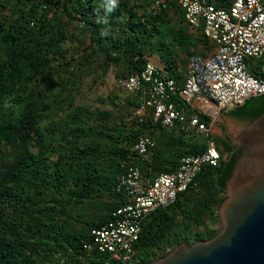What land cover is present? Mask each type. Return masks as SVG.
Segmentation results:
<instances>
[{
  "label": "trees",
  "instance_id": "16d2710c",
  "mask_svg": "<svg viewBox=\"0 0 264 264\" xmlns=\"http://www.w3.org/2000/svg\"><path fill=\"white\" fill-rule=\"evenodd\" d=\"M208 1L217 6H227L231 2V0ZM134 4L144 8L142 15L136 16L132 13ZM148 5V0H118V6L112 12L106 13L104 0H14L12 4L8 0H0V8L8 6L13 16L9 22L0 20V103L3 99L9 98L19 104L17 111L0 108V148L5 150L4 156L0 157V264H103L102 255L95 252L87 255L82 245L84 241L90 240V230L93 227L107 221L111 211L118 204L114 200H122V197L113 190L121 165H137L145 176L153 177L159 172L174 170L183 155L195 154L204 149L203 139L199 135H189L180 131L170 134L160 122L154 121L148 112L143 115L145 117L140 125L131 130L127 140L119 147L106 151L99 145L88 148L74 144L67 151L72 157L60 155L54 162L60 169L58 172L47 163L48 152L52 149L48 145L46 132L36 120L33 101L27 95L20 94L28 83L35 80L39 72L38 62L49 53L48 47H57L65 38L62 29L59 30L55 24L56 15L71 23L77 21L79 25L83 21L81 26L87 30L89 48L93 52L102 53L106 59L113 62L126 58L131 70L122 78L139 71L147 61L146 56L149 55L141 40L146 39L152 29H156L157 23L164 21L169 11L179 15L183 31L187 26L182 10L176 3L172 2L169 9L157 15L149 12ZM98 15L106 16L107 23L98 24L96 22ZM115 27H120V31L113 37L109 29ZM102 30L108 34L102 36ZM192 30L200 34L201 38L198 36L196 41L204 43V51H190L187 57L191 53L203 55L209 53L213 45L204 36L201 27ZM191 40L187 45H190V42L197 43ZM160 44L164 46L163 43ZM156 50L160 48L157 47ZM161 60L165 69L175 73L177 64L173 58L163 59L161 56ZM247 64L257 75H264V59L248 58ZM134 95L137 106L138 97L137 94ZM248 99L234 109L244 108ZM174 100L179 101L176 97ZM204 119L209 121L207 117ZM157 127H161L170 142L178 148L175 161L154 156L152 162L148 163L140 160L131 151V146L138 137L147 135L146 130ZM154 148L155 145L151 151ZM233 153L234 150L227 159L220 156L214 166L204 165L195 177L194 184L179 193L175 203L165 209L153 211L144 219L138 240L134 243L138 264L150 262L153 258L151 254L156 255L155 251L167 245L169 248L166 253L183 241L191 244L216 234L210 232L205 236L198 231L191 240L188 231L179 228L180 218L198 220L207 216L212 224L218 221L217 211L213 206L217 208L223 200L217 197V192L226 193L219 185L218 173L231 159ZM66 156L77 160L72 162L73 165L78 164L73 177L70 168L66 166L70 163L63 161ZM106 159L115 160L114 168L108 170L107 174L103 173L101 165V161ZM47 176L55 178L53 188L61 192L67 200L76 202L101 197V190L107 186L108 199L103 219L85 221V224L89 225L87 230L76 234L65 230L62 224L58 227L49 225L48 221H45L51 218L47 214L49 208L39 205L43 201L40 197V188L46 186ZM69 180L72 181L71 186L68 184ZM53 200L56 202V197H53ZM28 202L34 204L40 214L29 219L26 216L21 223L14 222V217L10 216L6 208L18 203L27 207ZM42 212L45 213L41 214ZM72 219L78 221L75 217ZM169 227L170 229L172 227V231H168ZM206 228V232H209V227Z\"/></svg>",
  "mask_w": 264,
  "mask_h": 264
},
{
  "label": "built area",
  "instance_id": "2783aa9c",
  "mask_svg": "<svg viewBox=\"0 0 264 264\" xmlns=\"http://www.w3.org/2000/svg\"><path fill=\"white\" fill-rule=\"evenodd\" d=\"M148 1L152 15L176 3L185 24L192 29L201 27L213 49L205 55H188L182 82L171 70L147 60L139 71L121 78L120 86L126 93L137 94L138 114L151 113L170 134L180 131L199 135L204 149L183 155L174 170L153 177L145 176L137 165H121L113 190L122 200H114L118 204L107 221L93 227L90 240L82 245L87 255H102L103 264H138L134 243L144 219L175 203L178 194L194 184L204 165L218 163L220 154L211 134L218 113L264 93V75H257L247 64L248 58L264 59V0H231L227 6L208 0ZM154 145L152 138L142 135L131 151L148 161Z\"/></svg>",
  "mask_w": 264,
  "mask_h": 264
},
{
  "label": "rangeland",
  "instance_id": "374dc122",
  "mask_svg": "<svg viewBox=\"0 0 264 264\" xmlns=\"http://www.w3.org/2000/svg\"><path fill=\"white\" fill-rule=\"evenodd\" d=\"M13 1L8 0L11 4ZM132 9V13L136 16L144 12V8H139L138 4H134ZM11 12L8 6L0 8V20L9 22L13 17ZM54 20L58 29H62L65 38L57 47H48L49 53L38 62L39 72L35 80L28 83L20 94L27 95L33 101L36 120L46 132L48 145L52 149L48 152L47 163L59 172L60 169L54 162L60 155L72 157V154L67 151L74 144L88 148L99 145L102 149L109 151L110 148L122 145L131 130L139 126L145 116L136 111V96L126 93L120 86L121 78L131 70L127 59L122 58L118 62H113L106 59L102 53L93 52L89 48L86 28L80 26L77 21L71 23L65 18H58L57 15ZM109 31L115 37L119 34L120 27L109 29ZM149 33L146 39L141 40L147 53L153 51L154 56L156 54L163 59L173 58L177 67L186 65L187 54L190 51H204V43L200 40L196 41L198 36L201 38L200 34L196 31L184 33L182 20L174 11H169L164 21L157 23L156 29H152ZM189 38L197 43L190 42L188 47ZM157 47L160 50H156ZM179 50H181L180 54ZM18 106L19 104L9 98L3 99L0 103L2 110L17 111ZM223 113L228 114L227 110ZM145 134L155 142V148L150 153L148 163L152 162L154 156L175 161L178 148L170 142L161 127L146 130ZM4 151L0 148V157L4 156ZM71 157L66 156L63 161L70 163L66 166L70 168L73 177L78 164L73 165L72 162L76 159ZM114 164L115 160H102L103 173L107 174L108 170L114 168ZM54 179L53 176H47L46 186L40 188V197L43 201L39 205L49 208L48 213L45 211L51 216L45 220L49 225L58 227L62 224L65 230L76 234L87 230L89 225L85 224V221L103 219L108 199L107 186L101 190V197L76 202L67 200L61 192L53 188L52 185L56 183ZM68 184L71 186L72 181L69 180ZM205 194L208 197V194ZM226 195V193L217 192L219 199H224ZM53 197H56V202ZM213 209L217 211L215 206ZM6 211L17 223H21L26 216L29 219L40 214L38 208L29 202L27 207L22 206L21 203L9 205ZM72 217L78 221L73 220ZM200 219L180 218L179 228L187 230L191 240L195 238L198 231L206 236L210 232L219 230V220L212 224L207 216ZM206 227H209V232H206ZM169 230L172 231V227L171 229L169 227ZM168 248L169 245L155 251L156 255L151 254L153 258L146 264L164 256Z\"/></svg>",
  "mask_w": 264,
  "mask_h": 264
},
{
  "label": "water",
  "instance_id": "95a60500",
  "mask_svg": "<svg viewBox=\"0 0 264 264\" xmlns=\"http://www.w3.org/2000/svg\"><path fill=\"white\" fill-rule=\"evenodd\" d=\"M212 128L217 150L231 159L218 173L226 197L217 207L219 230L183 241L149 264H264V94L246 106L219 112Z\"/></svg>",
  "mask_w": 264,
  "mask_h": 264
},
{
  "label": "crops",
  "instance_id": "0c3cea01",
  "mask_svg": "<svg viewBox=\"0 0 264 264\" xmlns=\"http://www.w3.org/2000/svg\"><path fill=\"white\" fill-rule=\"evenodd\" d=\"M184 31H185V33H187V32L190 33L191 31L194 32V30H192L190 27H187V26L185 27ZM188 47H190V45H188ZM180 52H181V50H179V54H180ZM146 59L149 60V61H151V62H153L154 64H156L158 67H162V66H163V60H161V57L157 56L156 54H155V56H154V55H153V51L150 52L149 55L146 56ZM185 71H186V65L183 66V67H182V66L177 67V70L175 71V76H176V78H177L179 81H181V82H182L183 79H184ZM229 110H230V109H229ZM229 110H227V112H228ZM224 111H225V110H224ZM224 111H222V113H223ZM214 121L223 124V122L220 121L218 118H216ZM212 128L221 129V127H220L219 125L214 124V123H213L212 126H211V129H212ZM211 134H212V133H211ZM212 137L214 138L213 134H212ZM214 140H216V139L214 138ZM106 216H107V213H106Z\"/></svg>",
  "mask_w": 264,
  "mask_h": 264
},
{
  "label": "clouds",
  "instance_id": "9594fccd",
  "mask_svg": "<svg viewBox=\"0 0 264 264\" xmlns=\"http://www.w3.org/2000/svg\"><path fill=\"white\" fill-rule=\"evenodd\" d=\"M118 6V0H104V9L106 13L112 12L116 7ZM98 24H106L107 23V17H100L99 15L97 16V21ZM108 33L106 31H101L102 36H106Z\"/></svg>",
  "mask_w": 264,
  "mask_h": 264
},
{
  "label": "flooded vegetation",
  "instance_id": "af4514ba",
  "mask_svg": "<svg viewBox=\"0 0 264 264\" xmlns=\"http://www.w3.org/2000/svg\"><path fill=\"white\" fill-rule=\"evenodd\" d=\"M216 144H217V142H216Z\"/></svg>",
  "mask_w": 264,
  "mask_h": 264
}]
</instances>
